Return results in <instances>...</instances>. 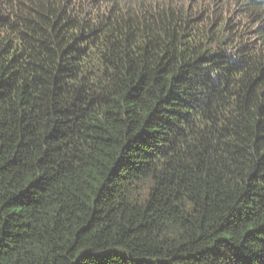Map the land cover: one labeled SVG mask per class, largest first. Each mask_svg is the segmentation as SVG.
Wrapping results in <instances>:
<instances>
[{"label": "trees", "instance_id": "obj_1", "mask_svg": "<svg viewBox=\"0 0 264 264\" xmlns=\"http://www.w3.org/2000/svg\"><path fill=\"white\" fill-rule=\"evenodd\" d=\"M0 264H264V0H0Z\"/></svg>", "mask_w": 264, "mask_h": 264}, {"label": "rangeland", "instance_id": "obj_2", "mask_svg": "<svg viewBox=\"0 0 264 264\" xmlns=\"http://www.w3.org/2000/svg\"><path fill=\"white\" fill-rule=\"evenodd\" d=\"M183 6L184 7H188V8L194 7V3H188V2H186Z\"/></svg>", "mask_w": 264, "mask_h": 264}]
</instances>
